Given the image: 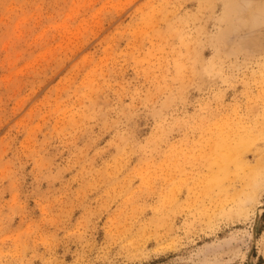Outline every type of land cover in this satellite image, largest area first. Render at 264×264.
<instances>
[{
    "label": "rangeland",
    "instance_id": "rangeland-1",
    "mask_svg": "<svg viewBox=\"0 0 264 264\" xmlns=\"http://www.w3.org/2000/svg\"><path fill=\"white\" fill-rule=\"evenodd\" d=\"M0 264H264V0H0Z\"/></svg>",
    "mask_w": 264,
    "mask_h": 264
},
{
    "label": "bare ground",
    "instance_id": "bare-ground-1",
    "mask_svg": "<svg viewBox=\"0 0 264 264\" xmlns=\"http://www.w3.org/2000/svg\"><path fill=\"white\" fill-rule=\"evenodd\" d=\"M225 141V140H224ZM222 143H224L223 142V140H222ZM218 144V143H217ZM225 146V145H224ZM225 149V148H224ZM221 150H219V152H220ZM224 151V150H223ZM220 154V153H219ZM233 156V155H232ZM234 157V156H233ZM224 158V157H223ZM223 160V159H222ZM221 162V161H220ZM219 163V162H218ZM227 163V162H226ZM220 164V163H219ZM214 182V181H213ZM215 184V183H214ZM216 186V185H215Z\"/></svg>",
    "mask_w": 264,
    "mask_h": 264
}]
</instances>
